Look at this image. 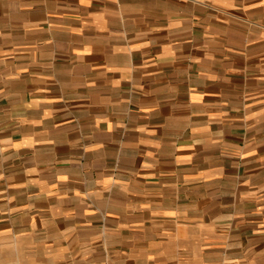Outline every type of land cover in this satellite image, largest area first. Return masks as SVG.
I'll use <instances>...</instances> for the list:
<instances>
[{
  "label": "crops",
  "instance_id": "1",
  "mask_svg": "<svg viewBox=\"0 0 264 264\" xmlns=\"http://www.w3.org/2000/svg\"><path fill=\"white\" fill-rule=\"evenodd\" d=\"M264 258V0H0V264Z\"/></svg>",
  "mask_w": 264,
  "mask_h": 264
},
{
  "label": "rangeland",
  "instance_id": "2",
  "mask_svg": "<svg viewBox=\"0 0 264 264\" xmlns=\"http://www.w3.org/2000/svg\"><path fill=\"white\" fill-rule=\"evenodd\" d=\"M256 259V264H264V258H262L261 255H258Z\"/></svg>",
  "mask_w": 264,
  "mask_h": 264
}]
</instances>
